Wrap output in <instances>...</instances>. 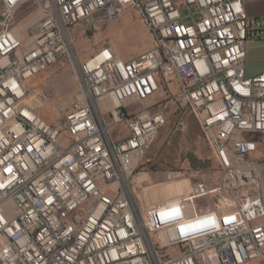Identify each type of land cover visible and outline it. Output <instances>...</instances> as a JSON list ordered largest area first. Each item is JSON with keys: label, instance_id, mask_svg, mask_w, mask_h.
Masks as SVG:
<instances>
[{"label": "built area", "instance_id": "2783aa9c", "mask_svg": "<svg viewBox=\"0 0 264 264\" xmlns=\"http://www.w3.org/2000/svg\"><path fill=\"white\" fill-rule=\"evenodd\" d=\"M127 8L152 46L82 59L74 27ZM249 40L264 17L243 0H0V264H264V71L246 73ZM67 55L80 88L49 121L31 84ZM174 111L177 129L200 122L216 168L160 170L152 184L182 191L146 205L136 176Z\"/></svg>", "mask_w": 264, "mask_h": 264}, {"label": "rangeland", "instance_id": "374dc122", "mask_svg": "<svg viewBox=\"0 0 264 264\" xmlns=\"http://www.w3.org/2000/svg\"><path fill=\"white\" fill-rule=\"evenodd\" d=\"M75 47L82 59H88L95 51L110 45L125 59H131L148 50L153 44V36L144 24L139 13L127 8L114 20L98 18L97 22H83L74 27ZM26 34V33H25ZM80 84L77 70L70 56L59 59L48 70L40 74L31 84V95L36 94L43 104H38L39 113L49 121L58 122L72 107ZM179 112L174 111L168 123L154 140L148 157L149 169L136 185L143 189L144 203L152 205L172 197L182 191L181 187H158L152 178L159 176L160 170L169 168H216L212 149L206 141L200 122L194 116L186 118L187 125L177 129ZM143 169V168H141ZM143 173V171H140ZM139 174V173H138ZM235 191L247 189L243 181ZM249 264H262L252 261Z\"/></svg>", "mask_w": 264, "mask_h": 264}, {"label": "crops", "instance_id": "0c3cea01", "mask_svg": "<svg viewBox=\"0 0 264 264\" xmlns=\"http://www.w3.org/2000/svg\"><path fill=\"white\" fill-rule=\"evenodd\" d=\"M243 2L250 17H264V0H243ZM246 51V73L255 75L264 71V40H249ZM143 175L147 176L145 172L139 173L137 179H143Z\"/></svg>", "mask_w": 264, "mask_h": 264}, {"label": "bare ground", "instance_id": "6f19581e", "mask_svg": "<svg viewBox=\"0 0 264 264\" xmlns=\"http://www.w3.org/2000/svg\"><path fill=\"white\" fill-rule=\"evenodd\" d=\"M30 96L29 97H30L31 102L37 108H39L38 104H43L37 98L36 94L30 95ZM246 172H247V165H240L237 168V175L229 176V186L232 187V190H237L239 188V186L243 185L242 179H243V181H247V180H244ZM261 241H264V234H261Z\"/></svg>", "mask_w": 264, "mask_h": 264}]
</instances>
